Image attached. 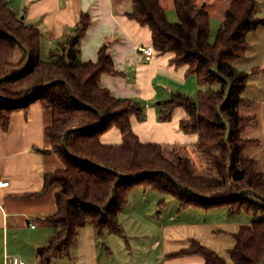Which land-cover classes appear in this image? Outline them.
<instances>
[{
    "label": "trees",
    "instance_id": "1",
    "mask_svg": "<svg viewBox=\"0 0 264 264\" xmlns=\"http://www.w3.org/2000/svg\"><path fill=\"white\" fill-rule=\"evenodd\" d=\"M127 14L151 31L156 53L171 54V63L186 66L195 74L200 90L197 98L176 94L164 102L160 119L169 121L175 109L181 107L188 117L180 121L187 133L198 135L196 150L212 165L217 175L208 176L194 171L195 163L180 155L172 160L166 155V144L143 143L133 129V118H144V107L136 100L118 98L100 85L103 74H115L116 68L108 46L103 45L97 61H82L80 44L91 26L88 14L71 35L52 51L54 60L41 57L40 30L18 17L5 0H0V126L8 130L15 111L28 115L34 104L51 113V124L44 134L52 153L62 166L44 173L43 189L26 197L46 194L53 186L56 211L42 217L51 224L53 235L46 245L38 248L41 264H52V256H71L81 228L91 226L97 237L106 233L123 234L120 214L137 186L172 195L181 208L198 206L203 209L226 204L231 213L241 210L256 219L236 233V244L230 250L231 263L216 251L194 240L191 246L170 254L167 258L199 256L202 264H261L264 257V200L253 193L229 196L243 189H253L264 196V173L258 170L259 160L248 157L246 151L261 144L259 139L243 137L257 124V116H242L244 106L255 105L243 97L251 73L238 69L236 62L247 55L249 33L264 26V17L256 16L258 0H231L226 9L217 37L211 42V17L206 6L194 0H173L179 20L168 19L161 0H131ZM30 63L22 71L28 53ZM56 79L65 80L75 92L73 99L66 83H55L28 97L36 88ZM219 83L218 89L213 86ZM12 99V100H9ZM13 100H21L14 102ZM103 113L105 122L95 129L71 132L67 149L63 146L65 131L70 127L97 126ZM122 134L120 144H105L101 138L111 129ZM173 146V145H170ZM100 166L108 167L136 178L120 177ZM164 170L167 174L149 173ZM168 174L186 186L206 195L221 198L208 201L177 185Z\"/></svg>",
    "mask_w": 264,
    "mask_h": 264
},
{
    "label": "crops",
    "instance_id": "2",
    "mask_svg": "<svg viewBox=\"0 0 264 264\" xmlns=\"http://www.w3.org/2000/svg\"><path fill=\"white\" fill-rule=\"evenodd\" d=\"M5 1L26 24L40 30L41 57L48 61L54 60L52 51L73 33L82 14H88L92 23L81 40V60L97 61L100 48L108 46L117 72L103 74L100 85L108 88L113 96L136 100L144 107V118L132 121L140 140L195 145L198 135L187 133L180 126V121L188 117L183 108L175 109L169 121L161 120L160 112L164 102L173 95L197 98L201 90L197 77L188 73L186 66L172 64L171 54L155 52L151 61L145 59L140 48L152 45L151 31L128 16L131 0ZM252 85L249 81L248 86ZM250 100L258 104L257 99ZM50 124L51 113L34 104L28 115L22 110L15 111L8 130L0 126V183L9 182L8 186H0V264H41L38 248L46 245L53 235V226L41 218L56 211L55 193L59 187L53 186L38 197L25 196L41 191L44 173L62 166L56 154L41 151L51 149L44 134ZM101 140L105 144H120L122 134L114 128ZM106 234L99 238L91 226L81 228L71 256L58 258L57 264H101L99 240L104 243ZM176 260L174 263L171 258H165L163 264L203 263L199 256Z\"/></svg>",
    "mask_w": 264,
    "mask_h": 264
},
{
    "label": "rangeland",
    "instance_id": "3",
    "mask_svg": "<svg viewBox=\"0 0 264 264\" xmlns=\"http://www.w3.org/2000/svg\"><path fill=\"white\" fill-rule=\"evenodd\" d=\"M194 1L197 5L206 6L210 12V40L214 42L231 0ZM258 1L256 15L262 18L264 0ZM162 3L167 8L170 20L177 22L179 17L172 6L173 0H162ZM247 41V55L235 65L247 72L258 70L250 75L249 80L253 85L248 86L243 95L246 99H257L258 104L244 106L240 110L242 116H257V124L249 127L243 137L260 140L261 144L250 147L246 155L258 159V170L264 173V26L249 33ZM200 87L201 90L207 89L206 86ZM219 87V83L213 86L215 89ZM165 151L172 160L179 157L176 152L191 158L195 163L196 173L217 175L216 169L196 150L194 144L167 145ZM255 219L254 214L245 210L231 213L230 206L226 204L207 209L198 206L181 208L178 199L172 195L137 186L130 193L129 200L120 214L123 234L111 232L106 234L104 243L99 240L100 261L101 264H163L167 256L191 246L196 240L231 263L230 250L236 244V233L242 226L251 224ZM58 258L65 259L64 256H52V264H57ZM172 261L177 260L172 258Z\"/></svg>",
    "mask_w": 264,
    "mask_h": 264
},
{
    "label": "water",
    "instance_id": "4",
    "mask_svg": "<svg viewBox=\"0 0 264 264\" xmlns=\"http://www.w3.org/2000/svg\"><path fill=\"white\" fill-rule=\"evenodd\" d=\"M11 36H12V35H11ZM12 37H13L14 39H16L20 45H22V43H21V41H20L19 39H17V38L14 37V36H12ZM22 47H24V49H25V50L27 51V53H28V59H27V62H26V64H25V67L22 69V71H24V70L27 68V66L29 65V63H30L31 52H30V50H29L28 48H26L25 46L22 45ZM13 75H14V73H13V74H9V75H5L4 77H1V78H0V82H1L2 80H4L5 78L10 77V76H13ZM55 83H66L67 87L69 88V90H70V92H71V95H72L73 99L75 100V98H76L75 92L73 91V89L71 88V86H70L65 80H63V79H56V80L50 81V82H48V83H46V84H44V85H42V86L36 88L31 94L28 95L27 98H29V97L35 95V94L38 93L39 91H41V90L45 89L46 87H48V86H50V85H52V84H55ZM9 100H12V99H9ZM13 101H14V102H20L21 100H13ZM90 108H92L94 111H96V112L100 115V117H101V122H100V124L97 125V126H79V127H70V128H68V129L65 131V133H64V137H63V146H64L65 150H66L69 154H70V152H69L68 149H67V138H68V135H69L71 132L80 131V130L95 129V128L99 127L100 125H102V124L105 122V118H104L103 113H102L101 111H99L98 109H96L95 107H92V106H90ZM41 151H42L43 153H48V154H49V153H52V150H51V149H43V150H41ZM100 167L103 168V169H105V170H107V171H109V172H111V173H114V174H116V175H118V176H120V177H125V178H136V177L140 176V175H135V176L128 175V174H125V173H122V172H119V171H116V170H114V169H111V168H108V167H104V166H100ZM149 173H154V174H156V173H159V174H167V172L164 171V170H154V171H151V172H149ZM168 176H169V178H170L172 181H174V182H175L177 185H179L182 189H184V190H186V191H188V192H190V193H192V194H194V195H196V196H198V197H200V198L206 199V200H208V201H216V200H220V199H221V198H216V197H212V196L206 195V194H204V193H202V192H200V191H197V190H195V189H193V188H190V187L186 186L185 184L181 183L178 179H176L175 177H173V176L170 175V174H168ZM244 193H253L255 196H257V197H259L260 199L264 200V196L260 195L259 193H257V192L254 191L253 189H243V190L237 191V192H235V193H232V194L229 195V196H237V195H241V194H244ZM261 264H264V257H263V259H262Z\"/></svg>",
    "mask_w": 264,
    "mask_h": 264
},
{
    "label": "built area",
    "instance_id": "5",
    "mask_svg": "<svg viewBox=\"0 0 264 264\" xmlns=\"http://www.w3.org/2000/svg\"><path fill=\"white\" fill-rule=\"evenodd\" d=\"M140 52L144 55L145 59L151 61L155 55V50L152 45L142 46ZM9 182L4 181L0 183V186H8ZM34 227V225H32Z\"/></svg>",
    "mask_w": 264,
    "mask_h": 264
}]
</instances>
